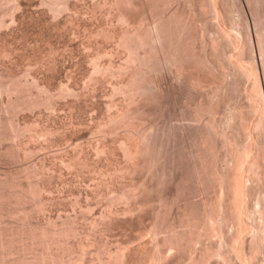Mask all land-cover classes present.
Wrapping results in <instances>:
<instances>
[{"label": "rangeland", "instance_id": "obj_1", "mask_svg": "<svg viewBox=\"0 0 264 264\" xmlns=\"http://www.w3.org/2000/svg\"><path fill=\"white\" fill-rule=\"evenodd\" d=\"M135 1L137 2L138 0ZM229 1L232 2L233 0H229ZM141 2H143V5H145L146 7V3H145L146 1L142 0ZM184 2L185 0L184 1L176 0L175 1L176 4L175 3H173L174 5L171 4L169 9L172 10V9H176L177 7H178L177 10L185 9L183 10V12L186 11L185 12L186 15L189 14L188 15L189 18L191 17L190 22L192 20L191 24L195 25V26L193 25V27L192 25H190L192 30L191 35L194 34L193 37L195 38L194 40L196 41L195 47L197 49L194 47V51H196L195 53L198 61H189L188 63H186L187 65L183 66L187 68H183L181 66L176 67L173 65L170 66L163 65L160 66L161 68L158 69V71L155 74L154 73L151 74L153 76V77L151 76V78L154 80L151 86L154 83H156V85L154 84L155 87L152 88V92L150 90L149 93H151L152 96H150L151 95L150 94L149 97H151V99L153 97L154 99L147 101L148 103H145V101L144 103H142V105L146 104L145 107L147 108V111L144 113L145 115L143 116L142 121H140L141 123L139 124L140 127L139 125H138V129L137 127H135L137 130L133 128L134 130L133 132L143 131L144 132L143 134L147 132L148 134L153 133V136L155 135L157 137V141L160 144L162 143L163 147H165L164 148L165 150H163V152L165 153V157L167 158L163 157L162 161L166 160L164 161L165 163L164 165L166 166V168L168 167L167 168L168 177H165L164 180L165 182H163L162 185L160 184L159 187L154 188V190H152L151 193L149 192V195H151L150 200L151 198L154 200L149 201V204L145 205L146 207L142 206L144 210L141 207L144 213L145 211L147 212V214H144L142 212V215L139 216L141 217L142 221L143 220L144 221L143 222L141 220L138 221V219H140L138 218V215L141 214L140 211H142L140 209H139L140 211L137 210L135 213L134 212L132 213L134 218L136 219L138 218L136 221L132 220L133 219L131 217L132 215L129 213L128 214L131 216L128 215L129 216L128 218L126 214L125 215L123 214L124 216H122V214L119 216V219L124 218L126 216V218H124L123 220H125L127 223L129 222V220H132L133 224L130 225L131 226L133 225V227H135L134 229L136 230V232L139 231L140 234L146 232V228L153 221V218L155 216L154 213H156V211L160 208L163 211L168 209L164 213L166 212L169 213L167 214L168 219L170 218L173 220V217H175L174 220L177 221L176 222L177 224L180 221L179 219L180 216H182V213L185 214V211L186 213L189 211L187 213L189 215L191 212L193 213V211L196 212V210L198 213L200 209L201 210L204 209V208L202 209V207H205L204 210L207 211L208 209L207 212L209 213L208 204H210L211 202L214 203V201L216 202L217 198L215 197H218L217 194H219V191H217L219 190L218 182L217 185L214 184V180L218 179L219 177L213 179V177H215L216 175L215 173H217L215 171H218L219 169H220L219 171H221L222 169L224 173L228 172L225 174L227 175L226 176L227 178L228 175L230 176L234 172L233 160L231 159H233V156L235 155V152L237 150L234 148L231 152L230 147L228 146L223 147L221 143L220 135H217V137H219V138L216 137L217 139H215L213 136L214 139L211 138L212 139L211 140L210 137L213 134L209 133L210 137H208L207 132L204 133V136L206 134L207 137H204L202 135L203 133L200 134L201 131H199L197 127L200 126L201 124H203L204 125L203 127H205L206 124L204 122L206 120L208 121L210 116L208 114H205L204 117H200V119L203 120L202 123L200 120L201 124H199V122H197L198 124H194L196 123V120H192V119H190L189 122L188 120L189 117L195 118L196 116L193 115L196 114V112H192L194 109L193 103L195 102L197 103V101L198 102L209 101L208 100L209 98L212 99L215 97L216 99L214 98L213 105L216 104L218 105V107L217 105L216 107H214V109L218 108V111L217 109L216 111H214L217 117L215 114L214 116L215 119L218 118L217 122H218L219 131L221 130L223 132L226 131L225 133L227 134L229 133L228 135L232 136L233 142L234 144H236L234 146L240 147L239 145H242L243 143L246 144L245 142L249 140L252 141L253 143L261 141L260 143H262V146H264V136H263L264 132L262 134V132L256 130L254 125L256 124L258 118L260 117V114H263L264 116V62L262 61L260 50L259 47L257 46L258 36L264 35L263 32L264 31V0H234L233 2L235 5L228 2V4L231 5L232 7L235 6L234 7L235 9L234 8L231 9V11L233 10V12H231L229 9L231 6L230 7L228 5L226 6L227 4L226 3L224 4V6H226L225 8L226 9L228 8V10L230 11L228 14L233 13L232 16L231 14L230 16L235 19L230 18V16L227 13H225L226 9L223 8V10L225 9L224 11L225 16L228 15L227 18L229 17L230 19L228 18L226 20L224 16V19L223 20L221 19L222 21L219 22L218 19L220 18L217 17L216 18L217 20H215V15H214L212 16L214 18H211L215 20V21L212 20L214 25L213 23L211 25L209 21L208 24L206 22L204 25L203 22H205L206 19H209V16L206 17L205 15L206 12L203 13L202 9L198 10L197 5L199 4L194 5L195 7L194 10L193 9L191 10L190 8L191 10L190 12L189 7L185 5L186 2L185 3ZM139 5L141 4L139 3ZM113 6L114 5H112L111 0H61V1L54 0L53 2L52 0H16V1L0 0V131H1L0 132V184H1L0 192L4 190L3 191L4 194L10 192V194L12 195V196L11 195L7 196L8 194L7 193L6 195L2 196L3 198L0 196V198H2L0 200V209H1L0 213L3 212V214L0 215V231L2 232L0 234L2 235L5 234L7 239L9 238V240L7 241H11V245L8 244L9 248L7 247V249H5L6 247H4L5 245H7L5 244V242H3L5 240H2L4 244H2L0 241V245H2V247H0V249L2 248V253L0 252L2 254L1 257H5L4 260H6V263L11 262L9 264H18V263L20 264L19 261H21L22 258L26 260V257L29 259L31 258L30 260L27 259L28 261H32L34 258V254L37 256L39 252L41 253L42 251H44L45 248L43 245L45 244L43 242V245H41L42 244L41 241H43V238L42 239L40 238L42 234H40L41 229L38 231L39 228L41 227L44 228V226L48 228V225H50L49 229L52 226L55 228L58 225H60L61 223L60 221L65 219V216L66 218H69L68 215H71L72 218L71 216L70 218L72 220H75L73 219V217L76 216H78L77 220L78 218H80L78 220L79 222L76 220V222L79 223V226L78 224L76 225L77 228L79 227L80 229H82V227L80 226L83 224L82 226H84L83 227L84 231L81 230V232L83 231L87 233L89 231L88 233H91V231H93L94 229L91 228L90 230L89 228L90 225L87 226L88 222H90L89 221L91 217L90 213L91 215L96 217L98 214L104 213L108 209H110L107 208L108 204L110 205L113 204L114 202H115L114 205H110L109 207L117 206L116 209L119 208L122 209L124 207H127L126 205L129 202L126 203L124 201H121L120 203V201L116 200L113 201L112 203L111 201L112 198L116 197V194L120 193L119 192L120 189L124 187L127 188L128 186L133 184L137 186L138 184L147 181L148 182L151 181L152 184L156 183V179L155 178L151 179L152 178L151 173L146 168L139 169L136 172L128 171L129 169H127L125 166L127 165V163L129 164L128 162L129 159L127 156H124L125 154L122 151L123 149L121 150V146H122L120 143L121 141L119 140H123V138H127L128 135L125 133H127L128 130L130 131L131 128L126 129V127L123 126L122 128L116 127L114 129V127H112V124H110L111 122L109 123L110 118L113 117V115L117 114L116 112H118V110L121 107L126 108L129 105L128 102L129 97L127 96V94L117 92L115 86V85L120 86V84H122V81L124 80L123 79L124 76L122 74L120 75L117 73L116 75L113 69L115 68V66L117 69L118 66L123 65L126 58L125 54L127 53L126 52L127 50H125L123 46L117 44L118 43L117 37L111 36L109 34L107 35L108 31H112V30L120 31L122 28L125 27V25L118 19L117 14L114 11L116 10V8L115 6L114 7ZM141 7L139 6L137 8H132L129 10L131 12L128 11L132 17V20L134 21V24H137V22L140 20L139 17L140 18L142 17ZM108 10L110 11V13ZM228 10L226 12H228ZM200 13L203 16H205L204 21H203L204 17ZM153 17L154 16L148 14L146 20L148 18L149 19L143 22L151 23L152 21L150 20H152ZM211 19L209 20L211 21ZM231 20H234L233 23L235 24H233V26L231 25L232 23ZM244 20L247 21L249 26L248 29L250 31L251 41L253 44L252 47L253 52L252 54L251 53L249 54L250 56L244 52L243 55L246 54V56L245 57L243 56L244 58H241L240 55L238 56L239 57L238 59L240 61L242 60L243 62H245V64L247 63V65L250 64L253 65L252 67H255L253 69L254 72L257 73H254L256 75V77L254 76V79L251 77L248 78V76L244 78L245 75L242 74L239 75L241 72L239 71L238 68L237 69L234 68L233 65L230 66V64L227 62L226 59H225L226 61L223 60L224 58L221 57L222 55L219 52H221V50L224 47V43H223L224 40H220V38L217 37L218 35H216L217 32L212 30V28H214L213 26L216 25L215 22L218 21L219 23H225L224 24L225 27L231 30L232 32H235L234 30H232V28L238 26L241 29V33L244 37L245 34L244 32L246 29ZM236 23H238V25ZM202 28L203 31L205 32L204 34H206L205 31L206 29L208 32L206 36L203 34L205 36V43L208 42L207 46L208 44L213 42L214 40L213 38L216 37L218 38L219 42H222L223 46H221L219 42L217 45V38H216V42L215 40L214 42L218 46L217 47L218 50L215 49L216 46L215 44H214V48L212 47L213 49L211 48L209 50V47L213 45L212 43H211L212 45H209L206 48L205 46H202L203 41L200 43V37H198L199 36L198 34L201 33ZM116 45H118V47ZM233 48H234L233 46L231 47L227 45V48L225 46L224 47L225 50L223 51H225L229 55L230 54L235 55L238 50V47H235L234 48L235 50ZM206 49H208L209 51ZM212 50H215V53L214 51L213 53H211ZM105 52L107 54H105ZM213 54L214 57L212 56ZM247 56L252 58V61L251 59H249V63L247 61L248 60ZM250 61L253 64H251ZM96 63H99L102 66L105 65L106 67H108L109 63H111L110 66L113 65V69L111 70V67L110 68L108 67L109 69L107 68L106 70H102L103 72L102 71L97 72L95 68L93 69ZM176 68H182L183 70L180 69V71L183 75L177 72L179 70H177ZM107 70H109L110 72L109 71L107 72ZM237 71L240 73L238 74ZM104 72L105 74H103ZM254 80L258 81L256 82L258 85L257 87L258 91L252 90ZM14 82H18V83H14ZM19 83H20L19 87L21 88L18 89L17 91L16 89L12 90L15 88L14 87L15 84H19ZM8 85L9 86L11 85L14 88H11V86L9 87ZM6 86L8 87V89ZM156 88H158L160 91ZM216 88H219L218 89L219 91L217 90L218 93L211 95L210 93L216 92L215 90H213ZM215 95H217V97ZM34 100L37 101L39 104L36 102L35 105H32V103L35 102ZM41 100L43 103L40 102ZM215 100L218 101L215 103ZM160 101L163 103L161 104ZM138 102L139 101H137V103ZM16 103L18 104L16 105ZM132 104L133 103H131V105ZM157 104H159L158 105L159 107L157 106ZM18 105H20V107ZM131 105H129V107ZM161 105H163V108ZM249 105L251 106L256 105L258 108L254 110L251 106L249 107ZM251 108L253 110H251ZM11 110L12 111L15 110V112H12ZM241 117L242 119H240ZM197 119L199 120V116ZM9 120L15 122L14 124L18 126L17 128L21 130V131L19 130L18 134L15 137L13 136L12 128H10L11 126L8 123ZM203 127L201 128L203 129ZM112 129L114 131H112ZM204 138H206L205 141L208 139L207 142H204ZM159 140H161V142ZM251 143L247 142V144H251ZM201 144L204 145L201 146ZM103 145L106 146V149H104L105 147ZM210 145L214 146V147L211 146L214 148V150L210 147ZM102 146L103 149H101ZM201 147L204 150L206 149L207 153L206 151L204 152ZM215 148L217 153H219V156H217L218 154L216 153ZM209 149H212L213 152L215 151V155L216 154L217 155L213 156L214 153H211L212 150ZM209 152L211 155L209 154ZM204 155H206L207 157L205 156L204 158L203 157ZM84 156L87 158V160ZM196 157L199 159H197ZM215 157H217L216 159H218V161L220 162H218L215 159L217 161L216 163V161L214 160ZM234 158L236 157L234 156ZM81 159L82 160L85 159L86 162L82 161ZM197 160H199L201 163H199L198 161L197 164L196 163ZM262 160L264 163V157ZM205 161H207V163H205ZM214 161H215V165L218 164L219 166L218 165L215 166L213 164ZM201 165H203V167ZM213 165L216 168H214ZM204 166L207 167L206 170ZM212 166L216 170L212 169ZM217 167H219L218 170ZM262 168H260L262 169L261 171L264 170V166ZM243 173H244L245 183L248 184V186H250L249 189L252 188L249 191V193L251 194H248V196L245 197L246 199L244 200L245 204L251 207L252 205H254L255 201L259 199L261 207L263 206L262 209H264V173L260 174L262 178L260 176L259 179L256 178L254 174H251L252 172L251 171L249 172L248 169H244ZM231 177L232 176H230L228 179H230ZM211 180H213L214 187L210 186L212 185ZM30 184L33 185V188L36 185L38 187V188L36 187L38 190L39 189L42 190L43 188V191L40 190L38 192L37 190V193L40 192L42 193L39 194L40 196L42 195V197H40L38 194L37 196H35V193L34 194L32 193L33 195H31V193L29 194V192H27L28 185ZM24 187L25 188L27 187V190H25ZM21 188L24 189V191H22ZM205 188L209 190H206ZM14 189H16L15 193H12ZM17 192L18 194H16ZM20 192L21 193L23 192V194H21ZM163 193H165L164 194L165 197H163L162 199L165 198V200L167 201L163 200L164 202L161 203L158 200L157 196L158 195L163 196ZM25 194H27V196L21 198ZM0 195H3V193ZM19 198H21V200ZM130 201L132 202L133 200L131 199ZM169 201L170 202L172 201L173 204L171 205ZM206 202L208 203L207 207L205 204ZM160 203L161 205L162 204L163 205L161 206ZM86 204L89 205V208H86L88 207ZM38 205L40 206L42 205V206L40 207ZM215 206H217L215 205V203L214 206L211 205V207H213V210H215L214 209ZM115 207L113 209H115ZM211 207H210V212H212ZM83 208L84 211L86 209H87L86 211H88V209L90 208L92 209L94 208V209L93 210L90 209L91 212H89V215L87 212L86 213L87 217H86L85 214L86 211L84 212ZM106 208L107 210H104ZM189 209L192 211L190 212ZM204 210L203 212H206ZM92 211H94V214L92 213ZM138 211L140 212L139 214L137 213ZM168 211H170L171 213ZM200 212L201 211H199L198 214L194 213L192 217L193 216L195 217L196 216L195 214L202 216L200 215ZM83 214L85 215V217L83 216ZM134 214H136L137 217L134 216ZM143 214L145 215L144 217L145 219H143ZM185 216L186 214L184 215V217ZM199 216L196 217L199 220H201ZM194 217L192 219H194L195 222ZM253 217L254 219H252V217L249 218L250 220L248 219L250 229H248L247 232H244V234L243 233L241 234L242 236L239 242H241L242 240L244 241L245 238L246 239L248 238L246 237L248 232L250 231L253 232V230L254 232L257 231L258 226L255 227V225L256 224L259 225V217L257 215ZM181 218L183 220V217ZM185 218H189V216ZM185 218L184 220H186ZM84 220H86L87 222ZM228 220L229 222L227 221L228 223H226L228 227L224 225L226 226L224 227V231L225 234L226 233L228 234V235L226 234L228 238H230L231 237L230 234L232 231L230 227L232 225V222H230V219ZM132 221H130L129 223H132ZM52 222L55 223L56 226L53 225ZM123 222L122 224L120 223L121 225L118 223L121 226V228H114L113 225L114 222L112 219L113 224L111 225H113L112 227L114 229H111L112 227L109 229H101V230H97L95 228V232H96L95 236H97L99 239H103V238L107 239L108 237L107 240L105 239L103 240L104 242L107 241L106 242L107 244L109 241V244L111 245L110 248H115L116 245L119 242H121L123 239H124L123 241L125 240L127 241V239L129 240V238L127 237H131L129 235L132 233H134L133 236L134 239L138 240V241L135 240V242L136 241L137 243L139 241L141 242L139 238H136L137 237L135 235L136 233L133 232L135 230L132 231L133 227L131 229L130 225L128 224L126 225V223ZM134 222L136 223L139 222L140 224H144L143 225L144 227L141 226L139 223L135 225ZM43 224L44 226H42ZM124 225H126V229ZM138 225L139 227H137ZM145 225L148 226H146L145 228ZM86 226L87 229L89 228L88 231L85 228ZM141 227H143L144 229ZM79 228L77 229V232L80 231ZM139 228L140 230L142 229L143 231L140 232ZM38 233L40 234V236ZM33 234H38V235L34 237ZM92 234H93L92 236H94V233ZM83 235L82 233L80 235L79 233H77L76 236L73 235L71 239H69L68 241L70 242L68 244H70L73 250L72 256H74L73 260L75 261L72 262L74 264L76 263L81 264L80 259H82L83 262L82 264L85 263L91 264L93 261L91 262L89 260H92L93 256L95 258V254L97 253L95 251H97L96 249L98 245L103 243V240L101 242V240H99L97 237H95L96 239L95 238L93 239L92 236L89 235V238L90 239L92 238L94 240V241L92 240L93 244L92 242H89V244L86 245L85 247L87 249H84V246L80 244L81 241L83 242L86 240L84 239L85 237L84 233ZM5 236L4 239L6 238ZM145 236L146 238L143 236L144 240L150 237V233L147 232ZM227 236L225 237L227 238ZM143 237H141V239ZM206 237L208 236H205V238L203 237L202 240H200V242L205 240ZM212 238H216V236H211V239ZM134 239L130 238L129 241L132 240V242H134ZM207 239L204 241V243L203 242L200 243V245L202 244L201 246L204 245L203 250H205L206 248L208 249L209 244H211L210 246H213L212 244L215 243L217 240L215 239L214 241L211 239L208 240ZM37 240H39V242ZM126 241L125 243L124 242L121 243L127 244ZM210 241L211 242L213 241V243H209ZM135 242L133 243L134 245L132 246H138V244ZM131 243L130 244L128 243V245L130 246ZM114 245L115 247H113ZM200 245L199 243L197 244V251L193 252L191 257L189 254H184L181 260L175 259L176 255L173 256L174 258L172 257V260L170 259L171 257L169 259L171 260V262L173 261L174 263L175 260L180 261L178 262L179 264H190V263L196 264V262L198 261L196 258L199 256V253H201L200 251H203L201 250L202 248L199 247ZM70 246L69 248H71ZM3 247L5 251L3 250ZM222 247H224L222 248L221 251L222 256L219 257V259L218 257L216 258L212 257L210 261L213 259L215 260L211 261L212 263L210 262V264H246V263L263 264L264 263V261L262 260L264 259V255L261 252H259L260 255H258L259 253H256V255L246 254L245 255L246 258L244 259L242 258L238 260L237 259L238 257H235L236 255H234V253L230 250V247L227 248L228 246H226V244L225 246L223 245ZM132 248L138 250L137 247H132ZM59 249L60 248L58 245L52 246V250L53 251L56 250L55 251L57 252L56 254L62 255V253L60 252L61 250ZM72 250L70 249L71 251L70 253H72ZM198 250L199 253L198 256L196 257ZM79 253L80 254L84 253L83 255L81 254L82 255L81 257H84V259L80 258V255H78ZM194 253H195L194 258L197 260L196 262L195 259H193ZM3 254L6 256H3ZM132 255L133 257H135V255L138 256L135 257L134 259L132 258ZM77 256L79 257V260ZM140 256L142 257V255L139 254V252L138 253L136 252V254L133 252L131 253V255H128V260H130L129 264H134V263L136 264L137 262L139 264L140 263L142 264L143 262H141V260L143 261V259ZM74 258H77V261ZM35 259L36 257L34 258V260ZM137 259L138 261L136 262ZM170 260L167 261L168 264L171 263ZM166 261L164 262L165 264H167Z\"/></svg>", "mask_w": 264, "mask_h": 264}, {"label": "bare ground", "instance_id": "obj_2", "mask_svg": "<svg viewBox=\"0 0 264 264\" xmlns=\"http://www.w3.org/2000/svg\"><path fill=\"white\" fill-rule=\"evenodd\" d=\"M16 1V0H15ZM54 0H52V2H53ZM56 1V0H55ZM59 1H61V0H59ZM138 1H139V3L141 4V5H139V3H138ZM137 2L135 1V0H111V3H112V5H114L115 6V8H116V10H114L115 12H116V14H117V17H118V19L125 25V27L124 28H122L120 31H115V30H112V31H108V30H106V31H108V33H107V35L109 34V35H111V36H115V37H117V39H118V43L117 44H119L120 46H123L124 47V49L125 50H127L125 53V55H126V58H125V61H124V63H123V65H120V66H118L117 67V69H116V66H115V68L113 69V65L112 66H110L111 65V63H109V65H108V67L110 68L111 67V70L113 69L114 70V73L116 74H122L123 76H124V80L122 81V84H120V86H118V85H115L116 86V89H117V92H121V93H126L127 94V96L129 97V105H131V103H133L134 104V102H135V104L133 105H131L130 107H129V105H128V107H126V108H124V107H121L119 110H118V112H116L117 114H115V115H113V117H111L110 118V121H109V123L110 124H112V127H114V129L116 128V127H123V126H125L126 127V129H129V128H131L130 129V131L128 130L127 131V133H125V134H127L128 136H127V138H123V140H119V141H121L120 143H121V150L124 152V156H127L128 157V159H129V164L127 163V165L125 166L127 169H129L128 171H137V170H139V169H143V168H146L147 170H149L150 171V173H151V179H156V183L154 184H152L151 183V181H147V182H143V183H141V184H138L137 186H135L134 184L133 185H130V186H128L127 188L126 187H124V188H122V189H120V193L119 194H116V197H114V198H112V203H113V201H116V200H118V201H120V203H121V201H124V202H129L126 206L127 207H124V208H122V209H116V207H115V209H113L114 207L113 206H111V207H109L110 205H114V203L113 204H108V206H107V208H110V209H108L107 210V208L106 209H104V210H107L106 212H104V213H101V214H98L96 217L95 216H93V215H91V213H90V219H89V221L90 222H88V224H87V226H89V228H90V230H91V228L92 229H94L93 231H91V233H88L89 231H88V229H87V226L85 227L86 229H87V233H85V232H83L84 231V226H82L81 224V226L80 227H82V229H80L79 227V232H77V225L76 224H78V226H79V223H77L76 222V220H77V217L78 216H76V217H73V219H75V220H72L71 218H72V216L71 215H68V217L69 218H66V216H65V219H61L62 221H60L61 223H60V225H58L57 227H50V229H49V226L50 225H48V228L47 227H45L44 226V224L42 225V226H44V228L43 227H41V228H39L38 229V231L41 229V231H40V234H42L41 235V239L43 238V241H41L42 242V244L41 245H43V242H44V244L45 245H43L44 246V251H42L41 253L39 252L38 253V255L36 256L35 254H34V258L36 257V259L34 260V258H33V256H32V258H33V260L32 261H28L27 259H29V258H27L26 257V260L25 259H21V261H19L20 262V264L21 263H23V264H72L73 262L72 261H75V260H73V257L74 256H72V254H73V250H72V247L70 246V244H68V243H70V242H68L69 241V239H71V237L74 235V236H76V234L77 233H79V235L82 233V235H83V233L85 234V237H84V239H86L85 241H81L80 242V244L81 245H83L84 246V249H87V248H85L86 247V245H88L89 244V242H92V240L95 238V237H97V236H95V234H96V232H95V228L97 229V230H101V229H109V228H111L113 225H114V228H121V224H122V222L123 223H126V225L128 224V225H130V224H133V221L132 220H134V221H136L138 218H140V219H138V221L139 220H141L142 221V219H141V217H139L140 215H142V212H143V210H144V208L142 207V206H144V207H146L145 205H148L149 204V201H152V200H154V199H152L151 198V200H150V197H151V195H149V192L151 193V191L152 190H154V188H156V187H159V185L161 184L162 185V183L163 182H165L164 180H165V177H168V170H167V168H166V166L164 165L165 163H164V161H166V160H163L162 161V159H163V157L164 158H167V157H165V153L163 152V150H165L164 148L165 147H163V144L161 145L158 141H157V137L155 136H153V133H149L148 134V132L147 133H145V134H143L144 132L143 131H135V132H133L134 130H133V128H135V127H137V129H138V125L139 124H141L140 123V121H142V118H143V116L145 115L144 113L147 111V108L145 107L146 106V104H143L142 105V103H144V101H145V103H148L147 101H149V100H153L154 98L152 97V99H151V97H149V95L151 94V93H149L150 92V90H151V92H152V88L153 87H155L154 86V84L156 85V83H154L152 86H151V84H152V82L154 81L152 78H151V74H155L157 71H158V69H160L161 67L160 66H163V65H168V66H170V65H173V66H181V67H183V66H185V65H187L186 63H188L189 61H198V59H197V57H196V51H194V47L196 46V41L194 40L195 38L193 37L194 36V34L193 35H191V33H192V30H191V26L190 25H192V27H193V25L194 24H191V22H192V20H191V22H190V18H189V14L188 15H186V11L185 12H183V10H185V9H178L177 10V8L176 9H172V10H170L169 8H170V5L172 4V5H174L173 3H175V1L176 0H144V1H146L145 3H146V7H145V5H143V2H141L142 0H138ZM174 1V2H173ZM184 1V0H183ZM227 0H185V5H187L188 7H189V10H190V8H191V10L193 9H195V7H194V5H196V4H199V5H197V8H198V10H200V9H202V12L204 13V12H206L205 13V15H206V17H208L209 16V19H211V18H214V17H212V16H214L215 15V20H217L216 18L217 17H219L220 19H218L219 20V22L220 21H222L223 19H224V16H225V14H224V11H225V7L228 5L229 7L231 6V5H229L228 4V2H230L231 4H234V0L231 2V1H227ZM225 2V3H224ZM144 3V4H145ZM227 3V4H226ZM57 4V3H56ZM62 4V3H61ZM65 4H67V3H65ZM176 4V3H175ZM224 4H226V6H224ZM49 5V4H48ZM142 8L141 9V18L139 17V21L137 22V24H134V21L132 20V17H131V15L129 14V12H131V11H129L130 9H132V8H137V7H139V6ZM235 5V4H234ZM57 6V5H56ZM113 6V7H114ZM199 6V7H198ZM201 6V7H200ZM202 6H203V8H202ZM222 6H224V7H222ZM58 7V6H57ZM145 7V8H144ZM173 7V6H172ZM186 7V6H185ZM187 7V8H188ZM192 7H194V8H192ZM235 7V6H234ZM234 7H230L229 9H230V11H231V9L232 8H234ZM50 8V7H49ZM196 8V9H197ZM206 8V9H205ZM223 8H225L224 10H223ZM51 9V8H50ZM52 9H53V7H52ZM169 9V10H168ZM203 9H204V11H203ZM235 9V8H234ZM113 10V9H112ZM166 10H168V11H166ZM191 10H190V12H191ZM206 10V11H205ZM228 10V8L226 9V11ZM109 11V10H108ZM129 11V12H128ZM135 11V10H134ZM187 11H188V9H187ZM225 11V13H229L230 11L228 10V12H226ZM252 11V10H251ZM114 12V13H115ZM157 12V13H156ZM189 12V13H190ZM201 12V11H200ZM231 12H233V10L231 11ZM235 12V11H234ZM56 13V12H55ZM59 13V12H58ZM109 13H110V11H109ZM133 13V12H132ZM148 14H150V15H152V16H154L153 17V19L152 20H150V21H152L151 23H144L145 21H147L146 20V17H147V15ZM196 14V13H195ZM201 14V13H200ZM208 14V15H207ZM213 14V15H212ZM226 14V15H227ZM231 14V13H230ZM230 14H228L229 16H230ZM233 14V13H232ZM232 14H231V16H232ZM55 15V14H54ZM202 15V14H201ZM210 15H211V17H210ZM227 15V16H228ZM133 16V15H132ZM200 16V15H199ZM203 16V15H202ZM227 16H225V18H226V20L229 18H227ZM230 16V18H232ZM234 16V15H233ZM204 18H203V21L205 20V16H203ZM229 18V19H230ZM243 18V17H242ZM209 19H206L205 20V22H203L204 23V25H205V23L207 22V24H208V21L211 23V25H212V23H213V21H215V20H213V19H211V21L209 20ZM222 19V20H221ZM232 19H235V18H232ZM2 21V20H1ZM144 21V22H143ZM200 21V20H199ZM233 21L234 20H231V25L233 26V24H235V23H233ZM149 22V21H148ZM218 21H216L215 22V26H213L214 28H212V30H214V31H216L217 32V34L216 35H218L217 37L218 38H220V40H224V47L226 46V48H227V45L228 46H233L234 48L235 47H238V50H237V52H236V54L233 56V55H229V54H227L225 51H223V50H225L224 49V47H223V49H222V47H221V52H219L222 56L221 57H223L224 59L223 60H227V62L230 64V66L231 65H233L234 66V68H238L239 69V71L241 72H238V74L239 75H245V77L244 78H246V76H248V78L249 77H251V78H253L254 79V76L256 77V75L254 74V73H257V72H254V69L253 68H255V67H252L253 65H250V64H248L247 65V63L245 64V62H243L242 60L240 61L238 58V56H240L241 55V58H244L245 56H246V54H252V52H253V44H252V41H251V35H250V31H249V26H248V23H247V21H245L244 20V24H245V28L247 29H245L244 27V29H245V34H244V37H243V35H242V33H241V29L238 27V26H235V27H230V28H232V30H234L235 32H232L231 30H229L228 28H226L225 27V23H219ZM224 22H225V20H224ZM144 23V24H143ZM209 23V24H210ZM2 24V23H1ZM206 24V25H207ZM230 24V23H229ZM237 25H238V23H236ZM213 25H214V23H213ZM231 25H229V26H231ZM195 26V25H194ZM207 27H209V26H207ZM203 28H204V26H203ZM203 28H202V31H201V33L200 34H198L199 36L198 37H200V43L202 42V46H205V48L206 47H208L209 45H212L211 47H209V50L213 47L214 48V44L216 45V38H213L214 40H215V42H214V40H213V42H211L210 44H208V46H207V43L208 42H206L205 43V36H206V34L208 33L207 32V29L205 30L206 31V34H204L205 32L203 31ZM242 28V27H241ZM112 29V28H111ZM201 29V28H200ZM190 30H191V32H190ZM194 30V29H193ZM209 30V29H208ZM243 30V29H242ZM198 31V30H197ZM213 31V32H214ZM244 31V30H243ZM199 32V31H198ZM260 32V31H259ZM258 32V33H259ZM264 32V31H263ZM262 32V33H263ZM255 33V32H254ZM257 33V34H258ZM97 34V33H96ZM100 34H102V33H100ZM205 36H204V35ZM204 37V38H203ZM114 38V37H113ZM207 38V37H206ZM218 38H217V45H218V42H219V40H218ZM202 39V40H201ZM111 40V39H110ZM199 40V39H198ZM257 42H258V47H259V50H260V54H261V58H262V61L264 62V35L262 36H258V38H257ZM220 43V45L221 46H223L222 45V42H219ZM226 44V45H225ZM198 45V44H197ZM201 45V44H200ZM215 46V49H217V47L218 46ZM98 46V45H97ZM117 47H118V45H116ZM122 47V48H123ZM120 48V47H119ZM196 48V47H195ZM212 48V49H213ZM233 48V49H234ZM104 49V48H103ZM197 49V48H196ZM195 49V50H196ZM206 50H208V49H206ZM208 50V51H209ZM218 50V49H217ZM235 50V49H234ZM213 51H214V53H215V50H212V52L211 53H213ZM98 52V51H97ZM204 52V51H203ZM246 53V54H244L243 55V53ZM107 53H108V51H107ZM106 52H105V54H107ZM210 54V53H209ZM217 55H219V54H217ZM216 55V56H217ZM213 57H214V54L212 55ZM244 56V57H243ZM250 56V55H249ZM87 57V56H86ZM220 57V58H221ZM248 57V56H247ZM260 57V56H259ZM95 58V57H94ZM100 58V57H99ZM206 59V58H205ZM215 59V58H214ZM249 59H251V61H252V58L251 57H248V63H249ZM98 60V59H97ZM112 60V59H111ZM209 60V59H208ZM225 60V61H226ZM122 61V60H121ZM218 61V60H217ZM251 61H250V63H251ZM94 62V61H93ZM99 62H100V60H99ZM200 62V61H199ZM215 62V61H214ZM196 63V62H195ZM226 63V62H225ZM228 63H227V65H228ZM244 63V64H243ZM255 63V62H254ZM192 64H193V62H192ZM200 64V63H199ZM198 64V65H199ZM207 64V63H206ZM251 64H253V63H251ZM200 66V65H199ZM223 66V65H222ZM232 66V67H233ZM106 66L104 65V66H102L101 64H99V63H96L95 65H94V67H93V69L95 68V70H97V72H101L102 70H106L108 67H106ZM193 67V66H192ZM197 67V66H196ZM108 68V69H109ZM183 68H187V67H183ZM198 68V67H197ZM200 68V67H199ZM209 68V67H208ZM230 68V67H229ZM177 70H179V71H177V72H179V73H181V71H180V69L181 70H183L182 68H176ZM189 69V68H188ZM191 69V68H190ZM196 69V68H195ZM202 70V69H201ZM206 70V69H205ZM212 70H214V69H212ZM94 71V70H93ZM109 70H107V72H108ZM155 71V72H154ZM185 71V70H184ZM183 71V72H184ZM256 71V70H255ZM103 72V71H102ZM110 72V71H109ZM197 72V71H196ZM237 72H236V74H237ZM95 73V72H94ZM112 73H113V71H112ZM111 73V74H112ZM208 73H209V71H208ZM103 74H105V72L103 73ZM116 74V75H117ZM158 74V73H157ZM182 74V73H181ZM200 74V73H199ZM211 74V73H210ZM172 75V74H171ZM183 75V74H182ZM182 75H180V76H182ZM157 76V75H156ZM153 77V76H152ZM182 78V77H181ZM243 78V79H244ZM250 78V79H251ZM119 79H120V77H119ZM152 79V80H151ZM234 81V80H233ZM256 82H258V81H255L254 80V84H253V86H252V90H257L258 91V85H257V83ZM14 83H18V82H14ZM196 83H198V82H196ZM13 85V84H12ZM19 85H20V83L19 84H15V88L14 87H12L11 85V88H14V89H12V90H15L16 89V91L18 90V89H20L21 87H19ZM21 85H22V83H21ZM211 85V84H210ZM9 86V85H8ZM9 86V87H10ZM117 86H118V88H117ZM228 86V85H227ZM7 87V86H6ZM157 87V86H156ZM204 88V87H203ZM260 88V87H259ZM7 89H8V87H7ZM114 89H115V87H114ZM156 89H158V88H156ZM219 88H216V89H213V90H215L216 92H212V93H210L211 95H213V94H216V93H218L217 92V90H218ZM67 90V89H66ZM120 90V91H119ZM154 90V89H153ZM159 90V89H158ZM202 90V89H201ZM205 90V89H204ZM7 91V90H6ZM11 91V90H10ZM21 91V90H20ZM23 91V90H22ZM115 91V90H114ZM160 91V90H159ZM219 91V90H218ZM65 92V91H64ZM112 92V91H111ZM17 93V92H16ZM16 93H14V94H16ZM20 93V92H19ZM30 93V92H29ZM115 93V92H114ZM157 93H159V92H157ZM252 93V92H251ZM250 93V94H251ZM9 94V93H8ZM24 94V93H23ZM156 94V93H155ZM210 95V96H211ZM218 95V94H217ZM217 95H215L216 97H217ZM38 96V95H37ZM36 96V97H37ZM122 96V95H121ZM150 96H152V94L150 95ZM157 96V95H156ZM209 96V97H210ZM213 97V96H212ZM39 98V97H38ZM41 98V97H40ZM159 98V97H158ZM215 98V97H214ZM214 98H212V99H208L209 101H205V102H198L197 101V103L195 102V103H193L194 104V109H193V111L192 112H196V114H193L194 116L196 115L197 116V118H198V116H199V120L196 118V116H195V118H193V117H187L188 118V120H189V122H190V119H192V120H196V123H194V124H198L197 122H199V124H201L202 123V119H200V117H204L205 116V114H208L210 117H209V119H208V121L206 120L204 123L206 124L205 125V127H203L204 125L203 124H201L200 126L201 127H203V129L200 127V126H198V125H196V126H198L197 127V129L199 130V131H201V133L200 134H202L203 136H204V133H208V137H210L209 135L210 134H213V135H211V137H210V139L211 138H213V136H214V138L215 139H217V138H219V137H217V135H220V137H221V143H222V145H223V147L224 146H228V147H230L231 148V152H232V150L235 148L237 151V153L235 152V157L236 158H234V156H233V159H231V160H233V169H234V172H233V174L232 175H230V176H232L230 179H228L230 176L228 175V178L226 177L227 175H225L226 173H228V172H226V173H224L223 171H222V169H221V171H219L220 169H219V167H217V170L218 171H215V172H217L218 173V175H217V173H215L216 175H215V177H213V179L214 178H218V179H215L216 180V182H215V180H214V184L215 185H217V182H218V187H219V190H217V191H219V194H217L218 195V197H215V198H217V200H216V202H217V204H216V202L214 201V203H215V205H217V206H215V210H213V207H211V205L212 206H214V203H210V204H208L207 202L205 203L206 204V207L209 205V213L207 212L208 211V209H207V211L206 210H204L205 209V207H202V209L204 210V211H206V212H203V210H199V211H201V212H203V213H201L200 212V215H202V216H199V215H197L198 213H199V211H198V213H197V210H196V212H194L193 211V213L191 212L192 210H190V212L192 213H190L189 215L186 213V211H185V214H186V216L185 217H188L189 216V218H185L184 217V215L185 214H183L182 213V216H180V221H179V223L177 224L176 222V220H174L175 219V217H173V220L172 219H168V215L167 214H169V213H164L165 211H167L168 209H166L165 211H163L161 208L160 209H158L157 211H156V213H154V218H153V221L149 224V226L148 225H145V228H146V226H148L147 228H146V232L144 233V235H143V233H139V231L138 232H136V230L134 229L135 227H133V225L131 226V229H132V227H133V229H132V231L133 230H135V231H133V232H135L136 234V238H139L140 240H141V242L139 243H137V239H134V233H132V234H130L129 236H131V237H127V238H129V240H130V238H133L134 239V242H135V240H137L135 243H137L138 244V246H132V245H134L133 243L134 242H132V240L131 241H129L128 239H127V244H124L125 243V241H121V242H124V243H121V242H119V241H117V242H119L117 245H116V247H115V245L113 246V247H115V248H110V244H109V241H108V244L106 243L107 241H105L104 242V240L103 239H105V238H103V239H99L98 237V239L99 240H101V242H102V240H103V243H101L100 245H98V247H97V251H95V252H97L96 254H97V256H96V254H95V258H94V256H93V259L92 260H89V261H93L92 263L93 264H129L130 263V260H128V255H131V253H135L136 254V252L138 253L139 252V254H141L142 255V259H143V261L141 260V262H143L142 264H150V263H152V264H165L164 262L167 260V261H169L170 259L172 260V257L174 256V255H176V258L175 259H182V257L184 256V254H189L190 255V257L192 256V254H193V252H195V251H197V244L199 243V245H200V243L201 242H203L204 243V241L208 238V239H211V236H216V238H212L211 240H214L215 241V239H217L216 240V242L215 243H213V241L211 242H209V243H213L212 245L213 246H210L211 244H209L208 245V249L206 248H204L205 250H203V246H199V247H201L200 249L201 250H203V251H200L201 253H199V250H198V252H197V254H196V257L198 256V253H199V256L195 259L194 257H195V253H194V256H193V259H195V262H196V264H210V262L211 261H214L215 259H213V260H211L210 261V259L212 258V257H214V258H216V257H218V259H219V257H221L222 256V248H224V247H222L223 245L225 246V244H226V246H228L227 248H229L230 247V250L234 253V255H236L235 257H238L237 259L239 260V259H244V258H246L245 257V255L246 254H253V255H256V253H259V252H261L263 255H264V209H262L263 208V206L261 207V204H260V200L259 199H257L256 201H255V203H254V205H252L251 207H249L248 205H246L245 204V202H244V200H246L245 199V197L246 196H248V194H251V193H249V191H250V189H252V188H250L249 189V187L250 186H248V184H246L245 183V179H244V173H243V170L244 169H248V171L250 172H252L251 174H254L255 176H256V178H258L259 179V177L261 176L260 174L262 173H264L263 171H261L263 168V166H264V163H263V157H264V146H262V143H260V142H256V143H253L252 141H247V142H252L251 144H247V142H245L246 144H242V145H239L240 147H237V146H234V145H236V144H234V142H233V139H232V136H230V135H228L227 133H225V132H223V131H219V128H218V122H217V119L218 118H216L215 119V116H214V111H216V109H217V111H218V108H215L214 109V107H216V105H213V100H214ZM23 99V98H22ZM125 99V98H124ZM160 99V98H159ZM216 99V98H215ZM24 100V99H23ZM36 100V99H35ZM34 100V101H35ZM193 100V99H192ZM15 101V100H14ZM26 101V100H25ZM137 101H139L138 103H137ZM194 101V100H193ZM218 100H215V103L217 102ZM251 101V100H250ZM36 102L37 101H35L34 103H32V105H35L36 104ZM40 102H42V100L40 101ZM157 102V101H156ZM161 102V101H160ZM20 103H22V102H20ZM24 103V102H23ZM38 103V102H37ZM43 103V102H42ZM140 103V104H139ZM163 102H161V104H162ZM219 103V102H218ZM253 103V102H252ZM18 103H16V105H17ZM25 104H27V103H25ZM24 104V105H25ZM39 104V103H38ZM37 104V105H38ZM41 104V103H40ZM152 104V103H151ZM255 104V103H254ZM10 105V104H9ZM22 105V104H21ZM28 105H29V102H28ZM27 105V106H28ZM156 105V104H155ZM159 104H157V106H158ZM192 105V104H191ZM246 105V104H245ZM258 105V104H257ZM19 107H20V105H18ZM18 106H15V107H18ZM149 106H150V104H149ZM162 106V108H163V105H161ZM251 105H249V107H250ZM113 107V106H112ZM159 107V106H158ZM192 107V106H191ZM217 107H218V105H217ZM220 107V106H219ZM248 107V106H247ZM254 110L255 109H257L258 107L255 105H252L251 106ZM9 108V107H8ZM13 108V107H12ZM241 108V107H240ZM245 108V107H244ZM251 108V110H253ZM155 109H157V108H155ZM243 109V108H242ZM192 110V109H191ZM259 110H260V108H259ZM262 110V109H261ZM12 111V110H11ZM149 111H150V108H149ZM12 112H15V110L14 111H12ZM252 112V111H251ZM255 112V111H254ZM17 113V112H16ZM242 113V112H241ZM246 113V112H245ZM15 114V113H14ZM147 114V113H146ZM204 114V115H203ZM110 115V114H109ZM189 115V114H188ZM216 115V114H215ZM13 116V115H12ZM231 116V115H230ZM241 116V115H240ZM243 116V115H242ZM245 116V115H244ZM216 117H217V115H216ZM235 117V116H234ZM233 117V118H234ZM247 117V116H246ZM229 118V117H228ZM245 118V117H244ZM225 119V118H224ZM240 119H242V117L240 118ZM200 120H201V123H200ZM237 121V120H236ZM243 121V120H242ZM249 121V120H248ZM192 122H194V121H192ZM207 122V123H206ZM8 123H9V125L11 126L10 128H12V131H13V136L15 137L17 134H18V132H19V128H17L18 126L17 125H15L14 123L15 122H13L12 120H9L8 121ZM144 123V122H143ZM19 124V123H18ZM103 124V123H102ZM246 124V123H245ZM250 124V123H249ZM105 125H106V123H105ZM114 125V126H113ZM154 125V124H153ZM185 125V124H184ZM255 125V129L256 130H259L260 132H262V134H263V132H264V116H263V114H260V117L258 118V120H257V122H256V124H254ZM100 126V125H99ZM148 126V125H147ZM229 126V125H228ZM231 126V125H230ZM244 126V125H243ZM20 127V126H19ZM139 127H140V125H139ZM192 127V126H191ZM246 127V126H245ZM110 128V127H109ZM145 128V127H144ZM151 128V127H150ZM187 128V127H186ZM189 128H190V126H189ZM201 128V129H200ZM24 129H25V127H24ZM46 129V128H45ZM119 129V128H118ZM124 129V128H123ZM136 129V128H135ZM136 129V130H137ZM23 130V129H22ZM100 130H102V129H100ZM105 130V129H104ZM202 130H204V131H202ZM11 131V132H12ZM21 131V130H20ZM111 131V130H110ZM112 131H114L113 129H112ZM145 131V130H144ZM185 131V130H184ZM190 131V130H189ZM231 131V130H230ZM230 131H228V132H230ZM1 132V131H0ZM43 132V131H42ZM42 132H40V133H42ZM51 132V131H50ZM109 132V131H108ZM138 132H140V133H138ZM191 132V131H190ZM238 132V131H237ZM23 133V132H22ZM124 133V132H123ZM193 133V132H192ZM210 133V134H209ZM244 133V132H243ZM150 134H152V135H150ZM156 134V133H155ZM199 134V133H198ZM44 135V134H43ZM232 135V134H231ZM12 136V135H11ZM165 136H166V134H165ZM192 136V135H191ZM248 136V135H247ZM250 136V135H249ZM264 136V135H263ZM198 137H199V135H198ZM204 137H207L206 136V134H205V136ZM217 137V138H216ZM245 137H246V135H245ZM11 138V137H10ZM17 138V137H16ZM163 138V137H162ZM197 138V137H196ZM213 138V139H214ZM234 138V137H233ZM248 138V137H247ZM8 139V138H7ZM122 139V138H121ZM159 139V138H158ZM165 139V138H164ZM195 139V138H194ZM205 139L206 138H204V142H207V140L205 141ZM12 140V139H11ZM113 140V139H112ZM212 140V139H211ZM245 140V139H244ZM251 140H252V138H251ZM261 140V139H260ZM160 142H161V140H159ZM191 141V140H190ZM210 141V140H209ZM214 141V140H213ZM217 141V140H216ZM242 141V140H241ZM246 141V140H245ZM101 142V141H100ZM105 142V141H104ZM239 142V141H238ZM210 143V142H209ZM209 143H208V145H209ZM213 143V142H212ZM216 143V142H215ZM118 144V143H117ZM205 144V143H204ZM204 144H201V146L202 145H204ZM23 145V144H22ZM109 145V144H108ZM120 145V144H119ZM104 146V145H103ZM103 146L101 147V149H103ZM200 146V145H199ZM211 146H213V145H210V147ZM17 147V146H16ZM21 147V146H20ZM98 147V146H97ZM105 148L104 149H106V146H104ZM115 147V146H114ZM163 147V148H162ZM208 147V146H207ZM206 147V148H207ZM214 147V146H213ZM213 147H211L213 150H214V148ZM19 148V147H18ZM108 148V147H107ZM202 148V147H201ZM205 148V147H204ZM209 148V147H208ZM207 148V149H208ZM82 149V148H81ZM180 149V148H179ZM185 149V148H184ZM198 149V148H197ZM203 149V148H202ZM212 149H209V150H212ZM21 150V149H20ZM111 150V149H110ZM213 150L211 151V153H214L213 154V156H216L217 154V156H219V153H217V151H216V148H215V151H216V155H215V151L213 152ZM218 150V149H217ZM32 151H33V149H32ZM83 151V150H82ZM180 151V150H179ZM203 151L205 152L206 151V149L204 150L203 149ZM235 151V150H234ZM19 152V151H18ZM21 152V151H20ZM24 152V151H23ZM26 152H27V150H26ZM25 152V153H26ZM112 152V151H111ZM168 152V151H167ZM201 152V151H200ZM219 152V151H218ZM178 153V152H177ZM199 153V152H198ZM202 153V152H201ZM206 153H207V151H206ZM228 153V152H227ZM205 154V153H204ZM209 154H210V152H209ZM208 154V155H209ZM170 155V154H169ZM174 155V154H173ZM203 155V154H202ZM207 155V154H206ZM206 155H204L203 157L205 158V156ZM211 155V154H210ZM236 155H238V156H236ZM28 156V155H27ZM75 156V155H74ZM111 156V155H110ZM196 156V155H195ZM200 156V155H199ZM79 157V156H78ZM81 157V156H80ZM85 157V156H84ZM207 157V156H206ZM209 157V156H208ZM238 157V158H237ZM86 158V157H85ZM170 158V157H169ZM190 158V157H189ZM197 158V157H196ZM203 158V159H204ZM217 157H215L214 158V160L216 159ZM219 158V157H218ZM74 159H76V158H74ZM197 159H199V158H197ZM78 160H80V159H78ZM77 160V161H78ZM82 160V159H81ZM86 160H87V158H86ZM86 160L84 159V160H82V161H85L86 162ZM205 160V159H204ZM211 160V159H210ZM217 161H218V159H216ZM215 160V161H216ZM71 161V160H70ZM76 161V162H77ZM180 161V160H179ZM199 160H197L196 161V163L198 162ZM215 161H214V165H215ZM217 161H216V163H217ZM84 162V163H85ZM181 162V161H180ZM218 162H220V161H218ZM80 163V162H79ZM83 163V162H82ZM113 163V162H112ZM167 163V162H166ZM199 163H201L200 161H199ZM205 163H207V161H205ZM204 163V164H205ZM125 164V163H124ZM172 164V163H171ZM174 164V163H173ZM182 164V163H181ZM192 164V163H191ZM198 164V163H197ZM207 165V164H206ZM213 165V166H214ZM218 165V164H217ZM217 165H215V166H217ZM124 166V165H123ZM202 167H203V165H201ZM209 166H210V164H209ZM213 166H212V169H214V168H216L215 166H214V168H213ZM219 166V165H218ZM121 167V166H120ZM179 167V166H178ZM195 167V166H194ZM125 168V169H126ZM200 168V167H199ZM204 168H205V170H206V168L207 167H205L204 166ZM203 168V169H204ZM211 168V167H210ZM227 168V167H226ZM260 168H262V169H260ZM176 169V168H175ZM173 170V169H172ZM214 170H216V169H214ZM224 170V169H223ZM145 171V170H144ZM201 171V170H200ZM210 171H211V169H210ZM190 172V171H189ZM212 172H213V170H212ZM198 173V172H197ZM200 173V172H199ZM230 173V172H229ZM131 174H132V172H131ZM175 174V173H174ZM211 174V173H210ZM212 174H214V173H212ZM200 175V174H199ZM202 175V174H201ZM253 175V176H254ZM171 176V175H170ZM252 176V175H251ZM195 177V176H194ZM210 177V176H209ZM212 177H211V179H212ZM148 178V177H147ZM170 178V177H169ZM201 178V177H200ZM261 178H262V176H261ZM146 179V178H145ZM144 179V180H145ZM257 179V180H258ZM209 180V179H208ZM218 180V181H217ZM196 181V180H195ZM207 181V180H206ZM212 182H211V184L212 185H210V186H213L214 187V184H213V180H211ZM2 182V181H1ZM178 182V181H177ZM176 182V183H177ZM257 182V181H256ZM6 183V182H5ZM19 183V182H18ZM32 183V182H31ZM43 183H44V181H43ZM107 183V182H106ZM112 183V182H111ZM198 183H199V181H198ZM197 183V184H198ZM203 183V182H202ZM209 183V182H208ZM8 184V183H7ZM17 184V183H16ZM37 184V183H36ZM128 184V183H127ZM169 184H170V182H169ZM9 185V184H8ZM7 185V186H8ZM35 185V184H34ZM50 185V184H49ZM120 185V184H119ZM205 185H207V184H205ZM0 186H1V184H0ZM176 186V185H175ZM178 186V185H177ZM203 186V185H202ZM37 186L35 185V187L33 188V185H28V190H27V187L25 188V190H27V192H29V194L31 193V195H33L34 193H35V196H37V194L39 195L40 193H37V188H36ZM215 187H217V186H215ZM7 188V187H6ZM12 188V187H11ZM14 188H15V186H14ZM20 188V187H19ZM49 188V187H48ZM164 188V187H163ZM181 188V187H180ZM10 189V188H9ZM22 189V188H21ZM20 189V190H21ZM178 189V188H177ZM206 189V188H205ZM215 189V188H214ZM218 189V188H217ZM15 190L16 189H14V191L12 192V193H15ZM41 189H39L38 190V192L40 191ZM158 190V189H157ZM179 190V189H178ZM180 190H182V189H180ZM204 190V189H203ZM206 190H209V189H206ZM205 190V191H206ZM4 190H2V192H0V194H2L3 193V195H0L1 197L2 196H4V195H6L7 193V196L8 195H11L10 194V192H7V191H5V192H7V193H5L4 194V192H3ZM10 191V190H9ZM22 191H24V189H22ZM41 191H43V188H42V190ZM45 191V190H44ZM163 191V190H162ZM165 191V190H164ZM26 192V191H25ZM207 192V191H206ZM21 193V192H20ZM33 193V194H32ZM46 193V192H45ZM157 193V192H156ZM160 193V192H159ZM16 194H18V192L16 193ZM21 194H23V192L21 193ZM21 194H19V195H21ZM42 194V193H41ZM158 194V193H157ZM164 194L165 193H163V196L162 195H156L157 197H158V200L162 203V202H164V201H167V200H165V198L164 199H162L163 197H165L164 196ZM19 195H17V196H19ZM170 195V194H169ZM168 195V196H169ZM172 195V194H171ZM12 196V195H11ZM16 196V195H15ZM14 196V197H15ZM27 196V194H25V195H23L21 198H23V197H26ZM40 196V195H39ZM114 196V195H113ZM251 196V195H250ZM10 197V196H9ZM8 197V198H9ZM40 197H42V195L40 196ZM3 198V197H2ZM2 198H0V200L2 199ZM16 198V197H15ZM21 198H19L20 200H21ZM52 198V197H51ZM174 198V197H173ZM13 199V198H12ZM49 199V198H48ZM133 200L132 202L130 201V200ZM167 199V198H166ZM175 199V198H174ZM212 199V198H211ZM41 200V199H40ZM86 200V199H85ZM164 200V201H163ZM169 200V199H168ZM208 200V199H207ZM215 200V199H214ZM5 201V200H4ZM38 201V200H37ZM43 201V200H42ZM48 201V200H47ZM158 201V202H159ZM211 201V200H210ZM209 201V202H210ZM2 202V201H1ZM9 202V201H8ZM24 202V201H23ZM109 202H110V200H109ZM186 202V201H185ZM191 202V201H190ZM252 202H254V201H252ZM131 203V204H130ZM161 203H160V205H161ZM166 203V202H165ZM169 203L172 205L173 203H172V201L170 202L169 201ZM42 204V203H41ZM74 204V203H73ZM116 204H117V202H116ZM130 204V205H129ZM208 204V205H207ZM251 204V203H250ZM87 205V204H86ZM85 205V206H86ZM118 205H120V204H118ZM163 205V204H162ZM161 205V206H162ZM168 205V204H167ZM201 205V204H200ZM38 206H40V205H38ZM42 206V205H41ZM40 206V207H41ZM81 206V205H80ZM88 207H86V208H89V205H87ZM97 206V205H96ZM151 206V205H150ZM198 206V205H197ZM113 207V208H112ZM141 207H142V209H141ZM147 207H149V206H147ZM164 207V206H163ZM166 207V206H165ZM170 207V206H169ZM193 207V206H192ZM210 207L212 208L211 210H212V212H210ZM218 207V208H217ZM6 208V207H5ZM43 208V207H42ZM80 208V207H79ZM96 208V207H95ZM105 208V207H104ZM112 208V209H111ZM195 208V207H194ZM217 208V209H216ZM90 209H92V208H90ZM90 209H88V211H84V208H83V211L85 212V214L88 212V215H89V212H91L90 211ZM94 209V208H93ZM92 209V210H93ZM142 210V211H140V210ZM171 209H173V208H171ZM171 209H170V211H171ZM187 209V208H186ZM198 209V208H197ZM1 210V209H0ZM26 210V209H25ZM103 210V211H104ZM137 210H139L140 212H141V214H139L140 212L138 211L137 213L139 214H137L138 215V218L136 219V218H134L133 217V215H132V213L134 212H136ZM22 211V210H21ZM31 211V210H30ZM170 211H168V212H170ZM214 211H216V212H214ZM1 212V211H0ZM28 212V211H27ZM32 212V211H31ZM84 212H81V213H84ZM92 213L94 214V211H92ZM97 213H99V212H97ZM96 213V214H97ZM131 214V215H129V214ZM144 213V212H143ZM171 213V212H170ZM194 213H197V214H195L196 216H199V218L201 219V220H199L196 216L194 217L195 218V222H194V219H192L193 217H192V215H194ZM1 214H3V212L2 213H0V215ZM24 214V213H23ZM27 214V213H26ZM77 214V213H76ZM122 214V216H124L125 214L127 215V218L129 217V216H131L133 219L132 220H129V222L130 221H132V223H127L125 220H123L124 218H126V216L124 217V218H120L119 219V216ZM124 214V215H123ZM136 214H134V216H136ZM144 214H147V212L145 211V213ZM143 214V219H145L144 217H145V215ZM151 214V213H150ZM129 215V216H128ZM167 215V216H166ZM255 215H257L258 217H259V225H255V227H257L258 229H257V231H255L254 232V230H253V232L252 231H250V232H248L247 233V236L246 237H248L247 239H246V241H245V239H244V241L242 240L241 242H239L241 239V234L243 233L244 234V232H247V230L248 229H250V225H249V221H248V219L249 218H251L252 217V219H254V217L253 216H255ZM3 216V215H2ZM70 216H71V218H70ZM81 216H82V214H81ZM83 216L85 217V215L83 214ZM99 216V217H98ZM121 216V217H122ZM176 216V215H175ZM54 217V216H53ZM86 217H87V214H86ZM93 217H95V218H93ZM137 217V216H136ZM170 217V216H169ZM181 217H183V220H182V218ZM203 217V218H202ZM26 218V217H25ZM59 218V217H58ZM62 218V217H61ZM172 218V217H171ZM184 218L186 219V220H184ZM196 218H197V220H196ZM51 219V218H50ZM71 219V220H70ZM80 218H78V220H79ZM86 219V218H85ZM112 219H113V222H114V224L112 223ZM122 219V220H121ZM131 219V218H130ZM191 219H192V221H191ZM228 219H230V222H232V225H231V229H232V231H231V237L230 238H228V234L226 235L225 234V231H224V227H226L227 225H226V223H228L229 222V220ZM77 220V221H78ZM87 220V219H86ZM86 220H84V221H86ZM116 221V223H115V221ZM250 220V219H249ZM45 221V220H44ZM53 221V220H52ZM140 221V222H141ZM144 221V220H143ZM142 221V222H143ZM202 221V222H201ZM228 221V222H227ZM51 222V221H50ZM79 222V221H78ZM87 222V221H86ZM148 222V221H147ZM199 222V223H198ZM258 222V221H257ZM39 223V222H38ZM53 223V222H52ZM120 225H119V224ZM135 223V225H137L139 222H134ZM251 223V222H250ZM255 223H256V221H255ZM42 224V223H41ZM50 224V223H49ZM111 224H113V225H111ZM140 224V223H139ZM25 225V224H24ZM52 225V224H51ZM53 225H55L56 226V224L55 223H53ZM85 225H86V223H85ZM126 225H124L125 226V229H126ZM141 226H143L144 224H140ZM224 225H226V226H224ZM117 226V227H116ZM120 226V227H119ZM30 227V226H29ZM123 227V226H122ZM137 227H139V225L137 226ZM144 227V226H143ZM143 227H141V228H143ZM228 227V226H227ZM6 228V227H5ZM31 228V227H30ZM32 228H33V226H32ZM99 228V229H98ZM113 227L111 228V229H114ZM124 228V227H123ZM130 228V227H129ZM129 228H127V229H129ZM9 229V228H8ZM12 229V228H11ZM130 229V230H131ZM137 229V228H136ZM144 229V228H143ZM7 230V229H6ZM14 230V229H13ZM33 230V229H32ZM81 230H83L82 232H81ZM96 230V231H97ZM139 230H140V228H139ZM24 231V230H23ZM105 231V230H104ZM106 231H108V230H106ZM110 231V230H109ZM143 230L141 229L140 230V232H142ZM5 232V231H4ZM99 232V231H98ZM147 232H149L150 233V237L148 238V239H145L144 240V237L146 238V236H145V234L147 233ZM0 233H2L1 231H0ZM20 233V232H19ZM31 233V232H30ZM92 233H94V236H92L93 234ZM229 233V232H228ZM7 234V233H6ZM39 234V233H38ZM38 234H33V236L35 237L36 235H38ZM40 234H39V236H40ZM138 234V235H137ZM140 234V235H139ZM21 235V234H20ZM89 235H91L92 236V238L90 239L89 238ZM144 237H143V236ZM149 235V234H148ZM147 235V236H148ZM0 236H2V237H0V241H1V243L2 244H4L3 242H5V244H7V245H3L4 247H6L5 249H7V247L9 246V245H11V241H7V240H9V238L7 239V237L5 236V234H0ZM4 236L6 237L5 239H4ZM18 236V235H17ZM84 236V235H83ZM205 236H208V237H206V239L205 240H203V241H201L200 242V240H202V238L204 237L205 238ZM225 236H227V238L225 237ZM9 237V236H8ZM141 237H143L142 239H143V241H142V239H141ZM244 237V236H243ZM1 238H3V239H1ZM11 238V237H10ZM40 238H37V239H40ZM74 238V237H73ZM23 239V238H22ZM83 239V240H84ZM96 239V238H95ZM107 239H108V237H107ZM107 239H105V240H107ZM126 239V238H125ZM207 239V240H208ZM2 240H5V241H3L2 242ZM28 241V240H27ZM38 242H39V240H37ZM94 241V240H93ZM96 241V240H95ZM8 242V243H7ZM10 242V243H9ZM132 242V243H131ZM128 243L130 244L131 243V247L128 245ZM240 243V244H239ZM9 244V245H8ZM38 244V243H37ZM71 244H73V243H71ZM92 244H93V242H92ZM98 244V243H97ZM136 244V245H137ZM140 244V245H139ZM230 246H229V245ZM26 245V244H25ZM56 246V245H58L59 246V250H61L60 252L62 253V255H58V254H56L57 252H55V251H53L52 250V246ZM69 246L71 247V248H69ZM109 246V247H108ZM0 247H2V245H0ZM4 247H3V250H4ZM11 247V246H10ZM26 247V246H25ZM82 247V246H81ZM132 247H137V249L138 250H135V249H133ZM198 247V248H199ZM205 247H206V244H205ZM211 247V248H210ZM9 248V247H8ZM24 248V247H23ZM54 248V247H53ZM79 248V247H78ZM226 248V247H225ZM28 249V248H27ZM40 249V248H39ZM70 249L72 250V253H70L71 251H70ZM83 249V248H82ZM23 250H25V249H23ZM172 250V251H171ZM224 250V249H223ZM227 250V249H226ZM5 251V250H4ZM3 251V252H4ZM35 251H36V249H35ZM82 251V250H81ZM86 251V250H85ZM0 252L2 253V248L0 249ZM55 252V253H54ZM59 252V251H58ZM83 252V251H82ZM94 252V251H93ZM229 252V251H228ZM0 253V263H4V264H9V263H11V262H7L6 263V260H4L5 259V257H1V254ZM12 254H13V252H12ZM37 254V253H36ZM69 254H71V255H69ZM75 254H77V253H75ZM82 255L84 254V253H81ZM80 253L78 254V255H80V258H83L84 259V257H81L82 255H81ZM227 254V253H226ZM17 255V254H16ZM24 255V254H23ZM72 256V257H66V256ZM92 255V254H91ZM258 255H260V253L258 254ZM3 256H6V255H4L3 254ZM11 256V255H10ZM138 256V255H137ZM136 255H135V257H137ZM224 256V255H223ZM262 256V255H261ZM78 257V256H77ZM129 257H131V256H129ZM135 257H133V255H132V258H134L135 259ZM171 257V258H170ZM234 257V256H233ZM263 257V256H262ZM8 258V257H7ZM25 258V257H24ZM170 258V259H169ZM174 258V257H173ZM226 258V257H225ZM250 258V257H249ZM31 259V258H30ZM29 259V260H30ZM74 259H76V261H77V258H74ZM95 259V260H94ZM129 259H131V258H129ZM191 259V258H190ZM192 259V260H193ZM248 259V258H247ZM23 260V261H22ZM78 260H79V257H78ZM81 260V262L80 261H78V262H80L81 264L83 263L82 262V259H80ZM140 260V259H139ZM171 260H170V262H171ZM174 260V259H173ZM191 260V261H192ZM263 261H264V259H262ZM8 261V260H7ZM134 261V260H133ZM138 261V259L136 260V262ZM166 261V262H167ZM227 261V260H226ZM233 261V260H232ZM232 261H231V263H232ZM240 261H242V260H240ZM245 261V260H244ZM255 261V260H254ZM135 262V261H134ZM169 262V263H170ZM173 262V261H172ZM170 263V264H179L178 262H180V261H176L175 260V263L173 262V263ZM194 262V261H193ZM253 262V261H252ZM251 262V263H252ZM18 263V262H17ZM85 263V262H84ZM91 263V264H92ZM132 263V262H131ZM212 263V262H211ZM19 264V263H18ZM74 264V263H73ZM77 264V263H76ZM86 264V263H85ZM135 264V263H134ZM136 264H139L138 262L136 263ZM141 264V263H140ZM167 264H168V262H167ZM190 264H192V263H190ZM194 264V263H193ZM247 264V263H246ZM258 264V263H257ZM260 264V263H259ZM264 264V263H263Z\"/></svg>", "mask_w": 264, "mask_h": 264}]
</instances>
